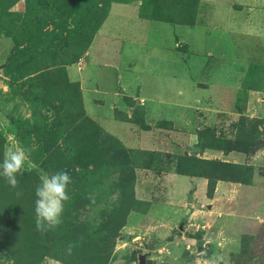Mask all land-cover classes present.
Returning a JSON list of instances; mask_svg holds the SVG:
<instances>
[{
  "label": "rangeland",
  "instance_id": "374dc122",
  "mask_svg": "<svg viewBox=\"0 0 264 264\" xmlns=\"http://www.w3.org/2000/svg\"><path fill=\"white\" fill-rule=\"evenodd\" d=\"M110 1L0 0L2 153L7 147L30 149L25 172L37 177L36 186L45 174L63 170L69 173L70 200L61 225L71 228L74 237L83 235L90 244L109 250L103 264H208L216 256L224 257L222 264H264V40L251 45V50L246 48L247 60L239 70L200 69L196 75L199 87L218 78L229 82L230 88L196 91L197 103L207 106L192 111L183 107L181 113L170 115L173 122L134 130L133 139L137 134L149 137L141 140L138 147H129L100 124H112L103 120L108 111L102 106L108 100L115 120L136 124L143 112L130 106V100L139 95V88L133 95L117 92L105 100L90 90L94 86H86V106L81 83L73 76L107 16ZM145 1L154 4L155 17H178L177 21L192 14L195 3ZM235 2L239 8L258 7L250 3L264 1ZM88 71L83 76L93 74ZM216 71L222 74H211ZM144 77L142 95L152 98L159 94L160 79ZM117 99L127 112L116 106L113 101ZM82 109L102 132L90 135V125L80 121ZM174 122L181 128L178 132L185 130V148L177 140L160 137L154 131L161 126L170 129ZM69 143H81L82 152L93 153L95 165L72 160L67 152ZM122 147L129 151L135 178L133 192L142 204L128 212L112 240L107 234L114 231L116 220L118 223L121 176L110 154ZM224 153L240 156L239 163H233L242 166L234 171L240 178L237 184L220 181L209 192L205 178L178 173L179 168L205 172L206 167H199L192 159L226 162L221 160ZM5 184L2 177L0 210L16 226L26 218L29 206L17 195L22 193L19 185L10 186L5 197ZM57 229L58 226L52 230ZM15 254L13 240L0 241V264H15ZM40 264L68 263L46 257Z\"/></svg>",
  "mask_w": 264,
  "mask_h": 264
},
{
  "label": "crops",
  "instance_id": "0c3cea01",
  "mask_svg": "<svg viewBox=\"0 0 264 264\" xmlns=\"http://www.w3.org/2000/svg\"><path fill=\"white\" fill-rule=\"evenodd\" d=\"M194 1L192 14L177 21L178 17L172 20L155 17L150 1L146 4L145 0H111L107 16L87 47L82 66H76V73L73 71V76L76 75L81 83L86 106V91L89 90L86 86H94L90 90H95L105 100L117 92L133 95L136 87L139 88V95L132 101L134 106L142 108L143 125L115 120L108 100L102 106L108 111L103 120L112 124H100L129 147H138L141 140L149 137L137 134L133 139L134 130L173 122L170 115L181 113L183 107L192 111L207 106L204 102L197 103L196 91L230 88L229 82L218 78L199 87L196 75L200 69L239 70L247 60L246 48L251 50V45L264 40V2L250 3L259 4L258 7L236 8L237 0ZM87 70L93 74L83 76ZM215 73L222 74L217 71L211 74ZM144 76L160 79L159 94L152 98L142 95ZM113 102L120 110L128 111L118 99ZM177 125L174 122L170 129L161 126L154 131L160 137L177 140L185 148L182 145V140L186 139L185 130L178 132L181 128ZM261 152L264 153V147ZM221 156L223 161L239 163L240 156L234 153ZM220 183H215V189Z\"/></svg>",
  "mask_w": 264,
  "mask_h": 264
},
{
  "label": "trees",
  "instance_id": "16d2710c",
  "mask_svg": "<svg viewBox=\"0 0 264 264\" xmlns=\"http://www.w3.org/2000/svg\"><path fill=\"white\" fill-rule=\"evenodd\" d=\"M150 3L154 5L151 1ZM130 106H134V102L131 100ZM139 108L142 110L141 107ZM80 121H83L82 125L84 123H88L90 125V127L87 128V130L90 132V135H93L95 132H102L101 127L98 124L87 118L83 109L80 110ZM136 123L143 125L142 119L137 120ZM80 145L81 143L68 144L67 152L72 155V160H77L83 164L90 161V163H93L91 165H95L93 153L82 152ZM206 148H208V146ZM110 157L117 161V165L119 167L118 172L121 176L119 184V188L121 189V199L116 209V216L119 217L120 220L118 218V223L116 220V223L113 226L114 231L107 234V237L114 240L116 238L117 230L123 226L125 216L129 211L138 209V206L141 205L142 202L135 199L134 196L133 187L135 178L133 177V168L130 166L129 151L122 147L118 149L115 154L111 153ZM2 159L3 153L0 146V161H2ZM181 159L182 158L180 157V160ZM192 160L194 164H199V167L202 168L206 167L207 170L200 173L187 172L182 169L179 170V168L178 173L205 178L208 180L207 189L209 192H213L215 190V183L217 181L231 183L240 182V178L234 174V171L238 172V170H241V165L212 160ZM83 164H81L80 167H83ZM36 178L37 177H35V175H28L26 172L22 177H19V187L22 189L21 202L27 203L29 206L25 211L26 218H24L20 224H16L15 226L13 222L7 221L2 208L0 210V228L2 229L0 233V241L5 238L8 240H13V243H15V252L17 253L15 256L13 255L15 264H40V262L46 257L57 259L68 264H103L106 262L107 258H109V250L104 249V247L102 248L90 244V242H88V238L83 239V235L77 234L74 237L73 230L71 228L68 229L64 227V225H59L57 231L50 230L45 234H41L36 230ZM0 180H2V177H0ZM9 188L10 185L6 182L2 191V194L5 197H7L9 194V191H7ZM27 189L29 192L26 193ZM4 204L6 206L8 205L5 202ZM0 206H2V203H0ZM64 214L62 216L63 221L66 219V215ZM6 231L8 233H6ZM70 243L74 245L71 254H69L67 251L68 245Z\"/></svg>",
  "mask_w": 264,
  "mask_h": 264
},
{
  "label": "clouds",
  "instance_id": "9594fccd",
  "mask_svg": "<svg viewBox=\"0 0 264 264\" xmlns=\"http://www.w3.org/2000/svg\"><path fill=\"white\" fill-rule=\"evenodd\" d=\"M30 158V149L24 147H7L3 151L0 161V176L12 187L17 188ZM72 178L66 170L57 171L51 175L41 177L40 184L35 189V226L41 234H45L63 223L66 202L70 200L68 186ZM17 195H22L17 192ZM73 244H69L67 251L71 254ZM206 255V253H203ZM223 256H216L208 264H222Z\"/></svg>",
  "mask_w": 264,
  "mask_h": 264
}]
</instances>
